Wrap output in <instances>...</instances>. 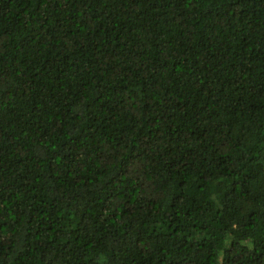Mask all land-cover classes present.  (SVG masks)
<instances>
[{
	"label": "trees",
	"instance_id": "16d2710c",
	"mask_svg": "<svg viewBox=\"0 0 264 264\" xmlns=\"http://www.w3.org/2000/svg\"><path fill=\"white\" fill-rule=\"evenodd\" d=\"M0 264H264V0H0Z\"/></svg>",
	"mask_w": 264,
	"mask_h": 264
}]
</instances>
